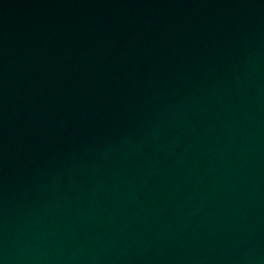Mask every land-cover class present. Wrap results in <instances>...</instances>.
<instances>
[{
    "label": "water",
    "instance_id": "1",
    "mask_svg": "<svg viewBox=\"0 0 264 264\" xmlns=\"http://www.w3.org/2000/svg\"><path fill=\"white\" fill-rule=\"evenodd\" d=\"M0 264H264V0H0Z\"/></svg>",
    "mask_w": 264,
    "mask_h": 264
}]
</instances>
